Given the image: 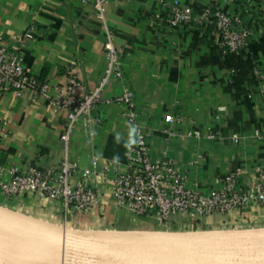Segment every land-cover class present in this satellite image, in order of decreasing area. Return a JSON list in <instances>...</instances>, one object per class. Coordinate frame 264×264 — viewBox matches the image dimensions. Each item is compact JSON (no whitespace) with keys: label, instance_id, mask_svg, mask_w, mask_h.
Masks as SVG:
<instances>
[{"label":"crops","instance_id":"obj_1","mask_svg":"<svg viewBox=\"0 0 264 264\" xmlns=\"http://www.w3.org/2000/svg\"><path fill=\"white\" fill-rule=\"evenodd\" d=\"M175 0H108L106 23L114 31L124 77L113 80L105 95L125 89L135 92L140 123L149 133L153 160L171 158L185 175L187 186L219 188L226 174L245 172L252 180L264 167V0H177L200 13L208 5L241 15L254 38L238 54L223 51L220 36L209 23L200 28L183 23L176 28L155 18ZM0 34L18 48L23 64L42 80L64 81L69 70L85 90L101 80L107 64L105 23L94 5L83 0H0ZM54 92V90H52ZM120 104H100L92 121L79 122L68 149L79 180L85 170L99 171L109 159L112 137L130 141V124ZM179 118L165 133L166 116ZM65 110L53 107L32 89L17 95L0 93V162L6 165L58 166L67 149L61 139ZM201 132L190 136L188 132ZM238 136V141L232 137ZM111 172L92 180L105 200L89 213L66 212L59 200L33 193L8 197L0 191V206L67 229L130 230L148 234L173 227L140 216L112 199ZM222 224L264 225V204L216 213ZM205 219V218H204ZM203 219V221H204ZM178 222V223H177ZM255 231V230H251Z\"/></svg>","mask_w":264,"mask_h":264},{"label":"built area","instance_id":"obj_2","mask_svg":"<svg viewBox=\"0 0 264 264\" xmlns=\"http://www.w3.org/2000/svg\"><path fill=\"white\" fill-rule=\"evenodd\" d=\"M83 1L94 5L97 17L105 23L107 38L104 74L97 85L88 90L72 70L60 84L40 79L23 64L20 50L11 47L0 34V93L13 90L20 95L24 90L32 89L46 97L53 107L65 110L67 115V125L61 134L67 153L60 165L21 167L0 162V191L8 197L33 193L41 198L61 201L66 212L89 213L105 200L104 193L92 177L100 172H111L112 199L118 206L164 222H172L178 214L192 219L208 218L216 213L225 214L252 204H264V167L257 168L252 180L245 172H231L226 174L221 187L203 189L187 186L185 175L173 159H152L149 133L140 123L135 92L125 89L114 95L104 94L113 80L124 77L114 31L106 23L108 0ZM155 18L173 28L183 23L204 28L211 23L220 36L223 51L228 54L240 53L254 38V30L243 16L232 15L220 6L208 5L196 13L193 6L175 0ZM103 103L123 106V117L130 126L136 127L131 138L137 142L131 147L128 143L124 161L109 159L99 171L85 170L83 176L75 181L77 164L68 153L71 134L79 122L92 121L94 108ZM178 120L173 115L166 116L169 127L165 133L175 136L177 132L171 125ZM188 135L199 137L201 132L190 131ZM256 137L263 139L264 133L257 131ZM232 140L238 141L239 137L233 136Z\"/></svg>","mask_w":264,"mask_h":264},{"label":"water","instance_id":"obj_3","mask_svg":"<svg viewBox=\"0 0 264 264\" xmlns=\"http://www.w3.org/2000/svg\"><path fill=\"white\" fill-rule=\"evenodd\" d=\"M17 241L18 258L2 245ZM0 264H254L222 256L164 254L145 242L67 229L0 206ZM264 264V263H263Z\"/></svg>","mask_w":264,"mask_h":264},{"label":"bare ground","instance_id":"obj_4","mask_svg":"<svg viewBox=\"0 0 264 264\" xmlns=\"http://www.w3.org/2000/svg\"><path fill=\"white\" fill-rule=\"evenodd\" d=\"M132 242H145L150 248L161 251L164 254H175L180 257H195L201 253L222 256L227 262L248 261L254 264L264 263V231L242 232L228 235L211 236H174L155 237L140 234H102ZM17 241H8L2 248L18 258Z\"/></svg>","mask_w":264,"mask_h":264},{"label":"rangeland","instance_id":"obj_5","mask_svg":"<svg viewBox=\"0 0 264 264\" xmlns=\"http://www.w3.org/2000/svg\"><path fill=\"white\" fill-rule=\"evenodd\" d=\"M187 217V216H186ZM156 223L159 224H168L169 222L160 221L155 219ZM179 224L174 225L173 227H165V230L162 231H152L148 234L144 233H135L130 230H113V229H91L88 228L86 232L88 233H96V234H140V235H149L155 237H174V236H197V235H211V236H222L228 234L242 233V232H256V231H264V225L262 226H240V225H232V224H222L217 222L214 218H205L204 221L198 227H191L187 224H184L181 220H179ZM178 223V222H177ZM255 230V231H251Z\"/></svg>","mask_w":264,"mask_h":264},{"label":"trees","instance_id":"obj_6","mask_svg":"<svg viewBox=\"0 0 264 264\" xmlns=\"http://www.w3.org/2000/svg\"><path fill=\"white\" fill-rule=\"evenodd\" d=\"M127 147H128V144L126 142L118 138L112 137L110 144H109L107 154L111 158H116L121 161H124L125 151ZM203 219L204 218L192 219V218L186 217L185 224L191 227H198V225L202 223Z\"/></svg>","mask_w":264,"mask_h":264},{"label":"clouds","instance_id":"obj_7","mask_svg":"<svg viewBox=\"0 0 264 264\" xmlns=\"http://www.w3.org/2000/svg\"><path fill=\"white\" fill-rule=\"evenodd\" d=\"M136 133V127L135 126H131L130 128V137L134 136V134ZM137 141L134 138H130V142H129V147H131L132 144H135Z\"/></svg>","mask_w":264,"mask_h":264}]
</instances>
